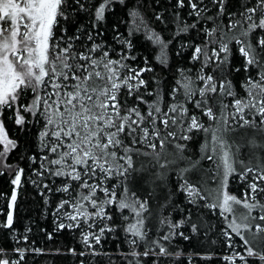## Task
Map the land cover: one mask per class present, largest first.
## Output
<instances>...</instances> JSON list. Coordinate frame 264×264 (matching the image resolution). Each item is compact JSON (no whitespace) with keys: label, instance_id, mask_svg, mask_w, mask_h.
Instances as JSON below:
<instances>
[{"label":"snow or ice","instance_id":"1","mask_svg":"<svg viewBox=\"0 0 264 264\" xmlns=\"http://www.w3.org/2000/svg\"><path fill=\"white\" fill-rule=\"evenodd\" d=\"M119 2L123 4L125 0ZM211 2L219 6L217 16H223L226 0ZM112 3L113 0H101L95 6L92 29H98L105 20V14ZM187 3L191 8L189 15H194L196 20L188 23L176 13L173 38L196 29L202 14L207 12V8L199 7L194 0H187ZM176 6L184 8L185 0H176ZM78 11H88L81 0H0V110L12 109L14 122L22 130L30 122L25 114L35 118L36 122L40 119L44 121L38 133L44 155L39 158V168L33 170V176L38 179L32 182L37 187L42 185L43 189L52 191L49 184L44 183V179L63 178L62 187L56 188V191L68 194L69 199H64L57 205L54 215L72 223L59 222L56 224L57 229H82V243L93 248L90 240L100 244L101 236L114 230L103 223L113 219L108 215L106 206L121 211L128 209L134 214L135 222H130L125 229L133 237L128 241L133 247L126 255L133 257L135 264H139L136 258L141 255L172 256L173 253L169 252L164 242L170 243L177 235L185 240L189 238L183 232L176 231L185 220L173 222L167 217L161 218L160 225H166L168 231L157 239L146 241L145 251L139 253L136 246L147 236L144 213L149 211V202L132 199L127 187L124 194L118 196L116 186L106 184L114 176L126 180L133 172L139 171L134 162V158L138 156L151 157L149 165L154 161L159 168H166L175 162V158L185 148L184 144L176 141H188L192 139L189 133L203 131L206 140L201 151L205 155L201 158L213 161L216 165V195L209 202L212 192L204 195L202 189L184 175L195 168L199 161H192L188 168L180 170L184 181L180 185V191L190 204L195 205L199 199L205 201L204 207L220 210L226 221L223 235L229 249H235L233 234L240 237L246 255L235 252L234 255L226 256L224 259L227 264H236L237 260L247 264V257L258 258L260 264H264V250L254 251V247L250 246L253 239L244 234L252 228L253 221L264 222V200L259 198L264 193V185L258 182L264 181V165H258V172L247 166L238 172L235 167L236 153L226 138V133L234 131L236 127L252 128L264 133V37H257L254 43H250L248 39L257 31L264 33V0H255L253 6H245L238 14L230 13L226 25L216 24L210 29L203 28L202 44L182 45L192 49L191 61L200 62L196 80L201 83L197 86L191 77L181 71V78L176 81V87L169 94L171 103L166 110L162 107L159 91L148 90L144 74L153 69L147 66V59L141 67L129 63L137 60L131 54L132 41L114 33V39L122 45V50L117 59L111 58L104 43L96 39L103 35L102 32L84 33L79 27L73 29L72 14ZM129 14L134 21L130 35L143 29L146 38L160 49L157 60L166 64L167 48L171 41H164L159 33L149 28L140 18L139 12L133 10ZM236 15L240 19H236ZM156 19L161 20L162 17L157 15ZM206 19L213 20V17L208 16ZM62 22L66 26L61 27ZM87 42H91L90 46ZM233 43L244 58V70L247 72L250 67L258 69L257 78L250 76L242 85L245 97L238 96L226 76L205 72L211 65L216 66L213 72L217 68L223 72L222 66L229 62L230 45ZM28 90L32 92L31 102L22 103V97ZM180 95L183 99H178ZM124 96H134L136 103L129 105L126 99H122ZM145 96H154L155 99L150 102ZM197 96L198 99L195 98ZM226 97L232 98L229 103L224 102ZM188 103L194 104L213 124L206 127L197 115L190 114ZM140 104H144L146 109L142 110ZM215 105H219V114ZM250 144L253 148L264 147L257 144L255 139ZM137 145L151 151H142ZM169 145L175 147V153L168 151ZM16 147L17 142L9 137L3 121H0V160L6 159L8 153ZM209 150L210 155L207 154ZM170 155L173 156L172 160L167 158ZM30 159L36 163L35 157ZM45 173L48 174L47 177ZM2 174L0 171V175ZM249 174H252L251 182L247 184L250 191L242 199L224 191L231 177L238 175L240 180L247 181ZM23 175L24 169L18 168L11 179L14 187L8 204L7 222L3 227L10 228L13 224L12 209L17 200L18 189L22 186ZM99 193H103V196ZM86 204L93 211H89ZM66 205H70L73 212L62 213L61 210ZM236 205H241L246 211L239 212ZM256 209L262 214L253 216ZM124 219L127 220L128 217ZM95 222H99L98 231H83L85 225L91 230ZM191 230L196 233L198 225L191 224ZM255 233H264V225L255 224ZM258 241L264 244V236H260ZM14 251L20 260L24 259V249L16 248ZM92 254L97 253L93 251ZM174 255L179 257L180 253L176 252ZM0 264L20 262L8 259L5 250L0 249Z\"/></svg>","mask_w":264,"mask_h":264},{"label":"trees","instance_id":"2","mask_svg":"<svg viewBox=\"0 0 264 264\" xmlns=\"http://www.w3.org/2000/svg\"><path fill=\"white\" fill-rule=\"evenodd\" d=\"M100 2L101 0H92L91 3L89 0H81L88 11H78L72 14L73 29L79 27L84 33L88 31L102 32L103 35L97 36L96 39L98 42L104 43L106 50L109 51L110 57L113 59H117L122 50V45L114 39V33L130 39L133 43L131 54L135 55L137 60L129 61V63L141 67L144 66V61L147 59L149 62L147 66L151 67L153 71L145 73L144 79L148 81L149 91H159L163 101L162 107L165 110L171 103L169 94L172 88L176 87V81L181 78V71L191 77L197 86L201 83L196 80L201 64L191 61L192 49L182 47V45L202 44L204 41L203 28L210 29L216 24L226 25L230 13L238 14L245 6L255 4V0H226L225 14L218 17L219 6L214 5L211 0H203L202 4L200 0H194L199 7L207 8V12L202 14L196 29H190L189 32L173 38L176 31V13H179L181 19L188 23L196 20L194 15H189L191 8L188 6L187 0H185L184 8H178L176 0H125L123 4L119 0H113L110 10L105 14V20L98 26V29H92V13L95 6ZM133 10L139 12L140 18L154 32L159 33L164 41H171L167 48L166 64L157 60L160 49L146 38L143 29L130 35V28L134 25V21L129 13ZM157 15H160L162 19L157 20ZM208 16L213 17V20H207L206 17ZM235 18L240 19L239 15H236ZM63 26H66L64 22H62L61 27ZM59 32L60 28L57 29L58 34ZM257 37H264V33L257 31L248 38L249 42L254 43ZM84 39L86 41V35ZM87 43L90 46L91 42ZM230 48L229 62L222 66L223 72L218 68L213 72V69L216 68L215 65L206 68L205 72L226 76L232 82L233 90L238 96L245 97L246 92L242 85L250 76L257 78L258 69L250 67L249 71L246 72L244 70V58L239 54L235 43L231 44ZM178 52L180 54H177ZM195 98L198 99L199 97ZM31 99L32 92L28 90L21 102L29 103ZM122 99H126L129 105L136 103L134 96H124ZM145 99L151 102L155 97L145 96ZM178 99H183V96H178ZM231 99V97H226L224 102L229 103ZM139 107L142 110L146 109L144 104H140ZM187 107L190 114L197 115L206 127L213 124L207 116H204L199 109L194 107V104L188 103ZM215 108L219 114V105H215ZM25 116L30 122L22 130L14 122L12 109L0 110V121H3L9 137L17 142V147L8 153L7 158L0 160V171L3 172L0 175V249L5 250L8 259L19 260L20 264H130V262L135 264L133 257L126 255L133 247L128 242L133 237L125 229L130 222H135L134 214L128 209L121 211L106 206L108 215L112 216L113 219L103 223L110 225L114 230L105 232L101 236L100 244H96L95 240H90L93 248H88L82 243V229H57L56 224L59 222L72 223L70 220L54 215L57 205L62 200L69 199V196L66 193L56 191V188L62 187L63 178L44 179V183L49 184L52 191L43 189L42 185L37 187L33 184L32 181L38 179L33 176V170L39 168V158L44 155L38 140V133L44 121L40 119L39 122H36L32 116L28 114ZM249 118L251 119V117ZM256 119L259 120V117ZM189 135L192 139L188 141H176L184 144L185 148L180 156L175 158V162L166 168H159L154 161L149 165L151 157L138 156L134 158V162L139 171L133 172L126 180L123 177L114 176L106 184V186H116L118 196L123 195L124 189L127 187L128 194L132 199L149 202V211L144 213L146 217L144 228L147 231V236L144 241H139L136 246V251L139 253L145 251L146 241L157 239L163 232L168 231L166 225L163 227L160 225L161 218L167 217L173 222L185 220V223L176 231L183 232L189 238L185 240L177 235L170 243L164 242L169 252L173 253L172 256L156 257L149 255L145 257L141 255L136 258L139 264H227L224 259L226 256L234 255L235 252L246 255L243 242L238 235L233 234L232 242L235 249L228 248L223 235L226 221L218 208L204 207L205 201L199 199L195 205L190 204L185 194L180 191V185L184 182L181 179L180 170L188 168L192 161H199V163L184 175L198 188H201L204 195L207 196L218 185L215 163L206 158H201L205 155L201 151V146L206 140L205 133L193 131ZM226 138L233 145L232 150L236 153L235 167L237 171H243L244 167L247 166L252 167L254 172H258V165H264V147L253 148L250 141L255 139L257 144L264 145V133L257 132L252 128L236 127L234 131L226 133ZM210 139L209 135L208 140L210 141ZM137 147L141 148L142 151H151L142 145H137ZM157 150H159L158 142ZM168 151L175 153L176 149L173 145H169ZM207 154L210 155L211 151L209 150ZM32 157L36 158V163L32 162L30 159ZM167 158L172 160L173 156L170 155ZM142 164L144 165L143 168L141 167ZM18 168L24 169L22 186L18 189L17 200L12 209L13 224L7 228L2 225L7 222L8 204L14 187L11 179ZM44 175L45 177L48 176L47 173ZM251 175L249 174L247 181L240 180L238 175L231 177L228 187L224 191L242 199L244 194L250 191L247 184L251 182ZM258 182L264 185V181ZM99 195L103 196V193H99ZM259 198L264 200V193H261ZM209 202H212V197H209ZM86 207L89 211H93L90 205L86 204ZM65 211L73 212V209L70 205H66L61 212ZM244 211L246 210L244 209ZM261 214L259 209L252 213L253 216ZM125 217L128 219L125 220ZM98 223H93L91 230L85 225L83 231H98ZM193 223L199 228L196 233L191 230ZM257 223L264 225V222L259 220L253 221L252 228L244 234L253 239V244L250 246L254 247V251H261L264 250V244H261L258 238L264 236V233H255V224ZM254 233L255 237L253 236ZM25 236L27 240H25ZM16 248L25 250L24 259L20 260L16 255L14 251ZM154 250L158 251V249ZM93 251L97 254L93 255ZM176 252L180 253L179 257L174 255ZM236 264H243V262L237 260ZM247 264H260V261L258 258L247 257Z\"/></svg>","mask_w":264,"mask_h":264},{"label":"rangeland","instance_id":"3","mask_svg":"<svg viewBox=\"0 0 264 264\" xmlns=\"http://www.w3.org/2000/svg\"><path fill=\"white\" fill-rule=\"evenodd\" d=\"M217 187H218V185H217ZM217 187L215 188V189H212L213 191H212V199L215 197V195H216V193H215V190L217 189ZM244 196H245V194H244ZM243 196V197H244ZM238 210H239V212H245L244 211V209H243V207L241 206V205H236L235 206ZM232 217L230 216V219H231Z\"/></svg>","mask_w":264,"mask_h":264}]
</instances>
